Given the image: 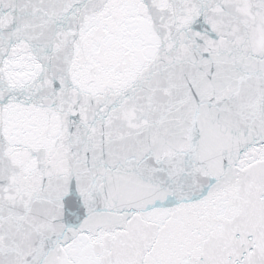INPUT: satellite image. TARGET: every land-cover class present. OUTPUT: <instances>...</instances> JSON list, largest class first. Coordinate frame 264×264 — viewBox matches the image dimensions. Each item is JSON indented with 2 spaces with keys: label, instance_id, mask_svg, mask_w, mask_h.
<instances>
[{
  "label": "snow or ice",
  "instance_id": "6c2138e0",
  "mask_svg": "<svg viewBox=\"0 0 264 264\" xmlns=\"http://www.w3.org/2000/svg\"><path fill=\"white\" fill-rule=\"evenodd\" d=\"M0 264H264V0H0Z\"/></svg>",
  "mask_w": 264,
  "mask_h": 264
}]
</instances>
